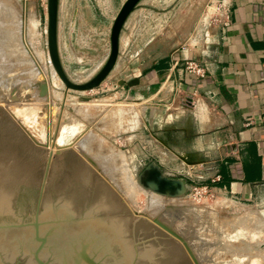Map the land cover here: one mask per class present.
I'll use <instances>...</instances> for the list:
<instances>
[{
  "label": "rangeland",
  "instance_id": "rangeland-1",
  "mask_svg": "<svg viewBox=\"0 0 264 264\" xmlns=\"http://www.w3.org/2000/svg\"><path fill=\"white\" fill-rule=\"evenodd\" d=\"M124 1H59L58 14H61L60 18L65 26L64 35L65 37L68 35L69 39V44H63V67L75 83H82L89 79L106 59L109 29ZM215 1L212 0L203 9L204 12L201 10L202 13L197 14L196 38L189 40L187 36L182 35L181 46L178 50L171 48L173 37L158 34L160 28L157 27V19L148 15L144 19L145 34L137 32L131 35L130 32L123 30L117 66L107 79L100 87L92 91L68 92L67 97L65 96L67 100L65 99L64 102L63 87L58 86L57 81L52 77L46 58V0H0V28L8 30V33L12 30L8 41L0 39V47L8 46L4 48L7 56H5L6 61H3L5 64L9 63L6 64V70H0V107L33 146L44 150L47 149L44 129L48 132L44 122L45 117L49 116L47 112L50 110L54 115L53 118L51 117V128H53L51 133L57 148L54 152L46 150L35 209L40 190L43 194L48 174V171L45 173L48 154L51 153L53 157L56 151L70 148L123 203L126 200L124 205L132 216L147 220L175 240L191 264H264V210L239 202L224 191L213 188L210 183L213 171L206 172L203 169H197V164L189 157L188 147L177 138L179 131H175L173 127L177 125L176 120L180 118V113H177L178 107L186 112L191 111L194 102L190 104L191 108L185 106L184 102L192 96H186L183 101L180 99L177 104L171 103L173 93L169 97L167 93L157 96V91L161 86L159 75L164 70L163 63L175 58L181 49L191 51L203 49L205 38L212 28H208L207 21L204 22L203 19L215 14ZM146 14H150L148 10ZM2 22L6 23L2 25ZM2 49L0 48V51ZM26 73L31 77H29L30 80L27 79ZM133 79L139 80V84L135 87L117 85L118 81L126 83ZM148 82H150L149 85ZM164 89L163 87L162 90ZM11 93L15 94L19 100L11 102ZM81 96L87 97L90 103L79 102L78 98ZM17 105L29 106L19 110L20 115L17 117L10 112V108L14 109L13 107H18ZM61 113L69 116V120L67 119L66 123L63 122L64 126L60 124L61 128H58ZM74 120L77 122L75 123ZM42 135L45 137H41ZM93 158L97 159L95 160L97 166L90 161ZM148 163L158 165L162 173L169 178L183 180L187 185L186 194L178 199H166L138 188L136 176ZM125 176L129 177L130 181L133 178L130 183L131 187L134 193L136 189L139 192L136 195L133 193L131 198L122 197L119 189L124 184L122 181ZM153 196L158 199L156 197L154 199ZM156 199L158 204H154ZM129 200L132 201L127 203ZM173 207L184 208V210L188 208L187 214H191L187 215V218L184 217L182 222L183 219L179 222L178 218L173 220L172 217L162 219L166 211L176 213ZM250 212L258 216V220H262L260 221L263 223L261 228L258 229L259 224L254 228L246 227L247 222L250 225V215L247 214ZM223 220L228 222L227 225L224 229L218 228L217 222ZM183 228H186L185 231Z\"/></svg>",
  "mask_w": 264,
  "mask_h": 264
},
{
  "label": "water",
  "instance_id": "water-1",
  "mask_svg": "<svg viewBox=\"0 0 264 264\" xmlns=\"http://www.w3.org/2000/svg\"><path fill=\"white\" fill-rule=\"evenodd\" d=\"M60 0H46L45 49L49 64L68 91L97 89L113 71L125 22L143 0H125L108 34V53L86 81L75 83L62 65L58 41ZM138 79L117 85L129 88ZM10 101L19 100L11 93ZM88 101L87 98H79ZM62 109V107H61ZM46 150L33 146L0 107V264H191L181 246L141 217H134L112 189L70 148L56 151L43 194L40 190ZM49 168V170H48ZM144 191L166 199L187 192L148 163L136 176ZM42 196V198H41Z\"/></svg>",
  "mask_w": 264,
  "mask_h": 264
},
{
  "label": "crops",
  "instance_id": "crops-1",
  "mask_svg": "<svg viewBox=\"0 0 264 264\" xmlns=\"http://www.w3.org/2000/svg\"><path fill=\"white\" fill-rule=\"evenodd\" d=\"M211 2L143 0L123 30L145 34L148 15L157 19L158 34L173 37L171 48L178 50L182 35L196 38L197 14ZM229 6V26H213L202 50L181 49L163 63L157 96L173 93L171 103L177 104L192 95L191 111L177 105L180 118L173 127L179 131L177 138L188 147L197 169L213 171V188L264 210V0H230ZM60 17L57 41L63 65V44L69 39ZM188 60L204 71L202 78L184 71Z\"/></svg>",
  "mask_w": 264,
  "mask_h": 264
},
{
  "label": "bare ground",
  "instance_id": "bare-ground-1",
  "mask_svg": "<svg viewBox=\"0 0 264 264\" xmlns=\"http://www.w3.org/2000/svg\"><path fill=\"white\" fill-rule=\"evenodd\" d=\"M2 8H3V7H2ZM5 9H7V8H5ZM9 11H10V10H9ZM1 14H2V13H1ZM5 16H6V15H5ZM9 16H10V15H9ZM1 18H2V17H1ZM12 20H13V19H12ZM5 21H6V20H5ZM3 23H6V22H2V25H3ZM11 24H12V23H11ZM14 24H15V23H14ZM10 26H11V25H10ZM1 27H2V26H1ZM13 27H14V25H13ZM2 28H3V27H2ZM11 28H12V26H11ZM3 29H4V28H3ZM3 29L0 28V39H1L2 41H3V40H7V41H8V39L10 38V36H9V35H10V32H11L12 30H10V32L8 33V30L6 31V30H3ZM6 29H7V28H6ZM9 29H10V28H9ZM6 32H7V34H6ZM16 33H17V32H16ZM18 35H19V34H18ZM31 35H32V34H31ZM15 36H16V35H15ZM11 37H12V35H11ZM12 38H13V37H12ZM15 40H16V39H15ZM18 42H20V41H18ZM12 43H13V41H12ZM4 44H5V43H4ZM4 44H3V45H4ZM14 44H15V43H14ZM18 44H19V43H18ZM8 45H9V44H8ZM11 45H12V44H11ZM6 46H7V45H6ZM14 46H15V45H14ZM7 47H8V46H7ZM7 47H6V48H7ZM18 47H19V46H18ZM20 47H21V46H20ZM0 48H3L2 51H0V52H1V53H0V70L3 71V70H6L5 67H6L9 63H8V64L6 63L7 65L5 64V61H6L5 56H7V55H5V53H4V50L6 49V48H5V45H4V47H0ZM4 48H5V49H4ZM11 48H12V47H11ZM13 48H14V47H13ZM15 49H16V47H15ZM15 49H13V50H15ZM17 49H18V48H17ZM11 50H12V49H11ZM18 51H19V50H18ZM5 52H6V51H5ZM12 52H13V51H12ZM20 53H21V52H20ZM15 54H16V51H15ZM37 54H38V53H37ZM20 55H21V54H20ZM21 56H22V55H21ZM24 57H25V56H24ZM10 58H11V57H10ZM10 58H9V59H10ZM46 58H47V61H48V57H47V56H46ZM7 59H8V58H7ZM21 59H22V58H21ZM3 60H5V61H3ZM11 60L13 61V59H11ZM16 60H17V59H16ZM9 62H10V61H9ZM17 62H18V64H19V61H17ZM23 62H24V61H23ZM25 62H26V61H25ZM15 63H16V62H15ZM13 64H14V63H13ZM16 64H17V63H16ZM18 64H17V65H18ZM27 64H28V63H27ZM30 65H31V64H30ZM48 65H49V68H50V71H51V75H52V77L57 81L58 86L63 87L62 84H61V82H60V81L58 80V78L55 76V74H54V72H53V70H52V68H51V66H50V64H49V61H48ZM10 66H11V64H10ZM31 66H32V65H31ZM14 67H15V66H14ZM32 67H33V66H32ZM22 68H23V67H22ZM15 69H16V68H15ZM23 70H24V69H23ZM34 70H35V69H34ZM2 71H1V73H2ZM7 71H8V70H7ZM17 71H18V70H17ZM25 71H26V70H25ZM30 72H31V71H30ZM26 74H27V73H26ZM31 74H32V73H31ZM23 75H24V74H23ZM28 75H29V74H27V76H28ZM1 76H2V75H1ZM20 76H21V75L19 74V77H20ZM31 76H32V75H31ZM36 76H39V75L36 74ZM29 77H30V76H28L27 79H29ZM32 77H34V76H32ZM21 78H22V77H21ZM21 78H20V79H21ZM30 78H31V77H30ZM34 78H35V77H34ZM38 78H39V77H38ZM12 79H13V78H12ZM14 79H15V78H14ZM22 79H24V78H22ZM18 80H19V79H18ZM29 80H30V79H29ZM55 80H54V81H55ZM13 81H14V80H13ZM20 81H21V80H20ZM22 81H23V80H22ZM5 82H6V81H5ZM23 82H25V81H23ZM26 82H27V80H26ZM28 82H29V81H28ZM12 83H13V82H12ZM16 83H18L17 80H16ZM4 84H5V83H4ZM13 84H14V83H13ZM23 84H24V83H23ZM26 84H27V83H26ZM10 85H11V84H10ZM100 86H101V85H100ZM68 92H71V91H68ZM68 92H67V93H68ZM67 93H66V95H67ZM74 93H76V92H74ZM84 93H86V92H84ZM66 95H65V96H66ZM65 96L63 97V98H64V99H63L64 102H65V99H66V97H67V96H66V97H65ZM56 97H57V96H56ZM83 97H84V96H81V97H79V98H83ZM71 98H72V97H71ZM79 98H78V101H79V102H84V101H80ZM85 98H87V97H85ZM61 99H62V98H61ZM66 100H67V99H66ZM87 100H88V101H86V103L89 102V99H88V98H87ZM70 101H71V100H70ZM2 102H4V101H2ZM62 102H63V101H62ZM91 102H92V101H91ZM69 103H70V102H69ZM86 103H85V104H86ZM89 103H90V102H89ZM71 104L74 106L73 103H71ZM69 105H70V104H69ZM91 105H92V104H91ZM17 106H18V105H17ZM19 106L24 107V108H21V107H19ZM19 106H18V107H13L14 109L10 108V110H11L10 112H13V114H14V115H17V117H18V115H20V114L18 113L19 110L26 109V106H29V105H25V106H24V105H19ZM50 108H51V107H50ZM70 108H71V107H70ZM87 108H88V107H87ZM89 108H90V107H89ZM8 109H9V108H8ZM12 110H13V111H12ZM14 110H15V111H14ZM17 110H18V111H17ZM49 110H50V109H49ZM50 111L52 112V110H50ZM50 111H49V112H50ZM89 111H90V110H89ZM118 111H119V110H118ZM14 112H15V113H14ZM49 112H47V115H49V116L44 115V116H46V117H45V121H44V122H45V126L47 127V130H48V132H47L46 129H44V130H45V136H46V139H45V140H46V146H47V149L49 150V152H54V149L57 148L56 143H55L54 138L52 137V133H51V131L53 130V128H51V125H52V124H51V121H52L51 119L53 118L52 116H54V115H53L51 112H50V113H49ZM61 112L63 113L62 109H61ZM16 113H17V114H16ZM62 113L60 114V117H59V126H58V128H61L60 124H62V125L64 126L63 122L69 120V116H67V115H65V114H62ZM85 113H88V111H85ZM45 114H46V113H45ZM51 114H52V115H51ZM119 114H120V113H119ZM41 115H42V114H41ZM15 117H16V116H15ZM51 117H52V118H51ZM67 119H68V120H67ZM43 120H44V119H43ZM53 121H54V120H53ZM74 121H75V123L77 122V120H74ZM74 121H73V122H74ZM47 122H48V123H47ZM71 122H72V121H71ZM71 122H69V123H71ZM42 123H43V122H42ZM65 123H66V122H65ZM69 123H68V124H69ZM43 124H44V123H43ZM66 125H67V124H66ZM66 125H65V126H66ZM72 125H73V124H72ZM77 125H78V124H77ZM45 126H44V127H45ZM67 126H68V125H67ZM70 126H71V125H70ZM70 126H69V127H70ZM75 126H76V125H75ZM52 127H53V126H52ZM69 127H68V128H69ZM45 136L42 135L41 137H45ZM89 137H90V136H89ZM91 138H92V136H91ZM84 139H85V138H84ZM89 139H90V138H89ZM97 140H98V139H97ZM92 141H94V140H92ZM95 142H96V141H95ZM58 143H59V142H58ZM83 143H84V142H83ZM93 143H94V142H93ZM97 143H98V142H97ZM77 144H78V143H77ZM88 144H90V143H88ZM83 146H84V145H83ZM88 146H89V145H88ZM90 146H91V145H90ZM85 147H86V146H85ZM79 148H80V147H79ZM87 148H88V147H87ZM89 148H90V147H89ZM104 148H105V147H104ZM47 149H46V150H47ZM98 149H99V148H98ZM52 150H53V151H52ZM63 150H64V149H63ZM78 150H79V149H78ZM81 150H83L82 147H81ZM90 150H91V148H90ZM59 151H60V150H59ZM83 151H84V150H83ZM88 151H89V150H88ZM49 152H48V153H49ZM77 152H78V151H77ZM86 152H87V151H86ZM88 153L91 155L90 152H88ZM88 153H87V154H88ZM113 153H114V152H113ZM95 154H96V153H95ZM84 155H85V154H84ZM84 155H83V156H84ZM92 155L94 156V154H92ZM109 155H110V154H109ZM48 156H50V158L52 159V155H51V153H49ZM93 156H92V157H93ZM114 156H115V155H114ZM94 157H96V156H94ZM100 158H101V157H100ZM100 158H99V159H100ZM120 158H121V157H120ZM51 159H50V160H51ZM89 159H90V156H89ZM95 160H97V159H95ZM95 160H94V158H93V160H90V161L93 163L94 166H97V163H96L97 161L95 162ZM105 160H106V159H105ZM99 161H100V160H99ZM102 161H104V160H102ZM49 162H50V161H49ZM115 163H116V162H115ZM119 163H120V162H119ZM121 163H122V162H121ZM125 163H126V162H125ZM98 164H99V162H98ZM100 164H101V163H100ZM102 164H103V163H102ZM102 164H101V165H102ZM102 166H104V165H102ZM111 166H112V165H111ZM125 166H126V165H125ZM113 168H114V167H113ZM122 169H123V168H122ZM126 169H127V168H126ZM109 170H110V169H109ZM124 170H125V169H124ZM115 171H116V170H115ZM112 172H113V171H112ZM125 172H126V171H125ZM127 172H128V171H127ZM120 173H121V172H120ZM118 175H119V174H118ZM129 175H130V174H129ZM129 175H128V176H129ZM130 178H131V175H130ZM132 179H133V178H132ZM132 179H131V181H130V180H129V177H126V176L124 177V179H123V181H122L124 184L119 188V189H120V192H121V194H122V197H123V196H128V197H130L131 195L133 196L134 191H133V189H132V187H131V184H130V183L132 182ZM114 181H115V180H114ZM118 181H119V180H118ZM118 181H117V182H118ZM115 182H116V181H115ZM119 183H120V182H119ZM119 183H118V184H119ZM132 185H134V184H132ZM114 186H115V185H114ZM134 187H136V185H135ZM134 187H133V188H134ZM117 188H118V186H117ZM138 188H139V186H138ZM118 191H119V190H118ZM135 191H136V192L134 193V195H136V193L138 192V190L136 189ZM139 191H140V190H139ZM138 193H139V192H138ZM123 194H124V195H123ZM132 196H131V197H132ZM156 196H157V195H156ZM156 196H155V197H156ZM131 197H130V198H131ZM155 197L153 196L154 199H155ZM156 198H157V197H156ZM157 199H158V198H157ZM157 199L155 200L156 202H154V204L157 203ZM131 201H132V200H129V201H127V203H129V202H131ZM124 202L126 203V200H124ZM151 202H152V201H151ZM159 202H160V199H159ZM125 203H124V204H125ZM152 203H153V202H152ZM227 203H228V202H227ZM132 204H133V203H132ZM157 204H158V203H157ZM171 205H172V204H171ZM177 205H178V204H177ZM224 205H227V204H224ZM172 206H173V205H172ZM180 206H181V205H180ZM132 207H133V206H132ZM167 207H168V206H167ZM186 207H187V206H186ZM173 208H174V207H173ZM173 208H172V209H173ZM178 208H179V207H178ZM185 209H186V208H185ZM174 210H176V213H175V212H172V213H171V211H166V212H164V213H163V216H164V217L162 216V219H163V218L166 219V217H167V218H171V217H172L173 220H174V219L176 220V218H178V219H179L178 221L180 222L181 219H183V218L186 217L187 215H190V214H191L190 211H189L190 214H187V213H188V208H187L186 210H184V208H183V209H177V207H176V208H174ZM163 211H164V210H163ZM191 211H192V209H191ZM241 212H242V211H241ZM247 214H248V216L250 215V218H249V219H250V223H249L250 225H248V222H247V223L245 224L246 227L248 226V228H249V227H250V228H254L255 226H257V225L259 224L260 226H259V225L257 226L258 229H259V228H261V226H263V225H261V224H263V223L260 222V221H262V220H258V216H256L254 213H251V212H250V213H247ZM245 215H246V214H245ZM255 216H256L257 218H256ZM189 217H190V216H189ZM189 217H188V219H189ZM208 217H209V216H208ZM240 217H241V216H240ZM243 217H244V216H243ZM160 218H161V217H160ZM186 218H187V217H186ZM197 218H198V217H197ZM241 218H242V217H241ZM188 219H186V220H188ZM218 219H219V218H218ZM218 219H217V220H218ZM238 219H239V218H238ZM238 219H237V220H238ZM245 219H246V218H245ZM158 220H159V219H158ZM192 220H193V219H192ZM201 220H202V219H201ZM213 220H215V218H214ZM221 220H222V219H221ZM240 220H241V219H240ZM242 220H243V218H242ZM182 221H184V219L181 220V222H182ZM210 221H211V220H210ZM168 222H169V221H168ZM186 222H187V221H186ZM231 222H232V221H231ZM237 222H238V221H237ZM213 223H214V222H213ZM213 223H212V224H213ZM227 223H228V222H226L225 220H223V221H219V222H217V225H218V226H217V225H216V226H217L218 228L224 229V227H225V225H227ZM239 223H240V222H238V224H239ZM173 224H174V221H173ZM190 224H191V223H190ZM236 224H237V223H236ZM240 224H241V223H240ZM171 225H172V224H171ZM179 225H180V224H179ZM233 225H235V224H233ZM242 225H244L243 222H242ZM161 226H162V225H161ZM165 226H166V225H165ZM183 226H184V224H183ZM213 226H215V225H213ZM230 226H231V225H230ZM236 226H239V225H236ZM166 227H167V226H166ZM177 227H178V226H177ZM233 227H234V226H233ZM243 227H244V226H243ZM169 228H170V227H169ZM173 228H175V227H173ZM208 228H209V227H208ZM213 228H214V227H213ZM183 229H184L183 231H185L186 228H183ZM226 229H227V228H226ZM208 230H209V229H208ZM219 230H220V229H219ZM231 230H232V229H231ZM255 230H256V229H255ZM173 231H174V230H173ZM179 231H180V230H179ZM212 231H213V230H212ZM174 232H175V231H174ZM238 232H239V231H238ZM177 233H178V232H177ZM254 233H255V232H254ZM189 234H190V233H189ZM227 235H228V233H227ZM192 239H193V238H192ZM194 240H195V238H194ZM190 245H191V244H190ZM240 246H241V245H240ZM195 248H196V246H195ZM260 256H261V255H260ZM251 258H252V257H251ZM253 259H254V258H253ZM253 259H252V260H253Z\"/></svg>",
  "mask_w": 264,
  "mask_h": 264
},
{
  "label": "built area",
  "instance_id": "built-area-1",
  "mask_svg": "<svg viewBox=\"0 0 264 264\" xmlns=\"http://www.w3.org/2000/svg\"><path fill=\"white\" fill-rule=\"evenodd\" d=\"M216 12L210 18H204L203 21H207L208 28L210 27H221L226 28L230 23V0H216ZM184 71L187 74H191L193 76H197L202 78L204 75V71L193 61H186L184 64ZM192 96V95H191ZM192 97L190 99H185L184 105L189 106L191 108Z\"/></svg>",
  "mask_w": 264,
  "mask_h": 264
}]
</instances>
